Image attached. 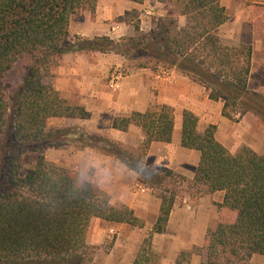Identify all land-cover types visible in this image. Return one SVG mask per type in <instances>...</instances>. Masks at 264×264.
Instances as JSON below:
<instances>
[{"label":"trees","instance_id":"1","mask_svg":"<svg viewBox=\"0 0 264 264\" xmlns=\"http://www.w3.org/2000/svg\"><path fill=\"white\" fill-rule=\"evenodd\" d=\"M159 2L167 14L148 33L132 11L120 20L134 27L133 36L76 37L71 43L72 17L84 7L94 14L98 0H0V264H92L96 248L87 237L93 219L144 227L132 209L116 206L95 183L80 182L75 172L47 161L48 149L70 146L113 158L161 200L134 264H160L153 238L166 232L183 184L204 194L225 193L220 219L207 233L202 264H249L254 255L264 256V155L249 147L232 154L216 139V126L200 131L198 117L183 113L182 146L201 154L193 181L147 160L152 143L172 142L171 106L155 104L145 113L114 119L116 130L142 129L144 141L134 150L78 127L47 126L53 118L90 117L53 84L63 56L71 52L121 55L125 75L131 69H173L206 86L210 100L222 101L226 119L238 122L251 114L264 125V94L249 88L252 47L226 46L218 35L229 20L226 8L218 0ZM22 59L31 65L9 101L3 79ZM29 154L36 155V162L24 174ZM196 249L181 252L175 264H190Z\"/></svg>","mask_w":264,"mask_h":264},{"label":"crops","instance_id":"2","mask_svg":"<svg viewBox=\"0 0 264 264\" xmlns=\"http://www.w3.org/2000/svg\"><path fill=\"white\" fill-rule=\"evenodd\" d=\"M218 1L229 16V20L218 30L220 40L229 47H252L249 88L264 94V0ZM155 9H159L158 12ZM132 11L139 13L141 31L144 33L151 31L157 16L166 14L159 0H144L143 4L127 0H98L94 14L82 10L72 17L69 41L73 43L76 37L120 40L133 36L134 27L120 20ZM180 23H185L183 17ZM124 66V57L114 53L71 52L64 55L53 82L54 87L72 105L84 107L90 117L86 120L53 118L48 121V126L54 129L78 127L137 149L144 141L142 129L132 125L127 132L116 130L113 128L114 119L128 117L136 112L145 113L155 104L171 106L175 115L172 142L152 143L147 160L193 181L201 154L182 146L183 113L189 111L198 117L200 131L216 126V139L226 147L223 137L228 129L233 128L232 121L222 115L223 102L210 100L206 86L173 69L167 70L169 80L159 75L161 70L131 69L119 87L112 89L110 74ZM230 135L232 138L234 132ZM60 155H64V152L61 151ZM72 157L74 163L80 165L84 179L90 177L112 198L116 206L132 209L144 222V227L139 229L127 224H110L93 219L87 237L88 244L96 247L92 264H134L144 239L160 213L161 200L155 192L139 182L137 173L109 156L86 148L76 151ZM91 170L92 177L89 173ZM186 187L187 191L180 194L174 205L166 232L153 238L154 251L164 254L161 264H175L181 252L204 248L209 229L217 225L221 216L219 205L224 201V192L204 194L197 187ZM111 231L115 234L112 235ZM205 251L204 248L202 253L193 255L190 264H202ZM250 264H264V256L254 255Z\"/></svg>","mask_w":264,"mask_h":264},{"label":"rangeland","instance_id":"3","mask_svg":"<svg viewBox=\"0 0 264 264\" xmlns=\"http://www.w3.org/2000/svg\"><path fill=\"white\" fill-rule=\"evenodd\" d=\"M82 10L90 11L87 7H84ZM155 10H156V12H158L159 9H155ZM165 10H166V8H165ZM166 14H167V10H166ZM166 14H164L163 16H165ZM159 17H161V16H157V19ZM138 20L140 21L139 13H138ZM146 20L147 19L145 16L144 21L146 22ZM156 23H157V20L152 25L153 27L151 28V30L155 27ZM74 41H73V43H74ZM30 65H31V62L29 59H22V60L18 61L14 65L12 70L10 72H8L5 76V78L3 79V86L7 91L9 101H11L15 90L21 84L22 77ZM160 70L159 71L162 72V71H166L169 69H160ZM231 124H232L233 129H228V131L225 132L226 136L223 137V140L226 143L225 144L226 147L228 148V150L232 154H236L243 147H249L252 150H254L257 154L264 155V125L260 122V120L258 118H256L255 116H253L251 114H248L245 117H243L242 119H240L238 122H231ZM48 128H53V127L48 126ZM232 131L234 132V135L232 136V138H230L231 137L230 134ZM51 149L52 148H50V150ZM128 149L134 150V148H128ZM60 150L64 152V155H60L61 151L55 152V151L51 150L49 152V149H48L45 152V156H46L47 161L50 163H54L58 166H61L65 169H68L69 171L75 172L79 176L80 182H86V181L93 182L90 177H89V179H84L85 177H82V174H81V171L79 168L80 165L77 164V162L74 163V161H73L74 157H72V156L74 153H76V151H79V149L70 146V147H66L64 149H60ZM95 151L100 153L97 150H95ZM35 162H36V155H34V154L27 155L24 158L23 164H22L23 173L26 174L31 169V167L35 164ZM91 172H92V170L89 172L90 176L92 175ZM186 185L189 186V184H183V185L178 186V190H179L180 194L184 191H187V189H185V188H188V187H186ZM189 187H191V186H189ZM195 192H197V191L195 190ZM196 250H197L196 254L198 255L199 253H202V250H204V248H197ZM95 253H96V250H95ZM158 255H159V263L161 264V261L164 257V254L158 253ZM203 255H204V262H205L207 259V250L205 251V254H203ZM249 264H250V262H249Z\"/></svg>","mask_w":264,"mask_h":264},{"label":"built area","instance_id":"4","mask_svg":"<svg viewBox=\"0 0 264 264\" xmlns=\"http://www.w3.org/2000/svg\"><path fill=\"white\" fill-rule=\"evenodd\" d=\"M159 75L164 79L169 80L170 78V74L167 70L162 71ZM124 77H125V74L121 72L120 69L113 70V72L109 76V84L112 87V89L118 88ZM187 207L191 208L190 206H187ZM111 233L112 235L115 234L114 231H111Z\"/></svg>","mask_w":264,"mask_h":264}]
</instances>
